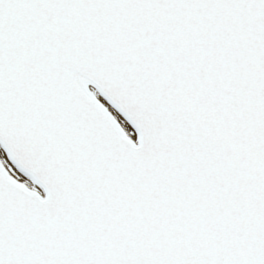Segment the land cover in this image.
<instances>
[{
	"label": "snow or ice",
	"instance_id": "snow-or-ice-1",
	"mask_svg": "<svg viewBox=\"0 0 264 264\" xmlns=\"http://www.w3.org/2000/svg\"><path fill=\"white\" fill-rule=\"evenodd\" d=\"M0 264H264V0H0Z\"/></svg>",
	"mask_w": 264,
	"mask_h": 264
}]
</instances>
